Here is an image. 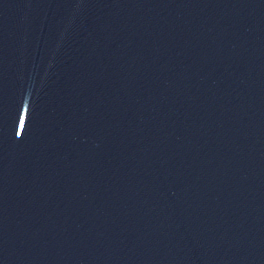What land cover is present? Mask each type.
Segmentation results:
<instances>
[{"label": "water", "instance_id": "water-1", "mask_svg": "<svg viewBox=\"0 0 264 264\" xmlns=\"http://www.w3.org/2000/svg\"><path fill=\"white\" fill-rule=\"evenodd\" d=\"M0 264H264V0H0Z\"/></svg>", "mask_w": 264, "mask_h": 264}]
</instances>
